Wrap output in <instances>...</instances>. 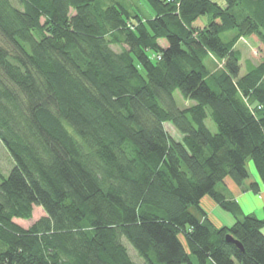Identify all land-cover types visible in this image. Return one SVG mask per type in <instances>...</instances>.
I'll return each instance as SVG.
<instances>
[{"label":"trees","instance_id":"1","mask_svg":"<svg viewBox=\"0 0 264 264\" xmlns=\"http://www.w3.org/2000/svg\"><path fill=\"white\" fill-rule=\"evenodd\" d=\"M146 1L0 0V262L264 264V216L229 188L261 191L249 160L264 184V0L241 19L242 0ZM247 37L261 62L242 74Z\"/></svg>","mask_w":264,"mask_h":264},{"label":"rangeland","instance_id":"2","mask_svg":"<svg viewBox=\"0 0 264 264\" xmlns=\"http://www.w3.org/2000/svg\"><path fill=\"white\" fill-rule=\"evenodd\" d=\"M119 1H122L131 8H137L141 10V12L145 14V16H149L150 14L151 10L146 0H119ZM213 1H216L221 5H226L225 0H213ZM257 7H258L257 0H242L240 5L237 8H235L234 12L238 15L240 19L246 15H252L253 17H256ZM262 30L264 31V26L262 27ZM258 44L259 42L254 37L241 38L239 42L236 44V49L240 50L242 53V61H241L242 74H245L249 70L250 66L257 65L261 62L256 49ZM113 47L117 51H121L120 46L113 45ZM207 64L209 66V69L211 70H215L217 66L223 67V62L219 61L214 57L209 58ZM175 98L178 100V104L182 108L187 107L192 103L190 100L184 99L180 91H176ZM165 125L171 135H173L177 139L181 138L180 132L175 128V126L172 123L167 122ZM207 125L210 127L212 131L214 132L217 131V126L210 117L207 118ZM14 166H15V160L13 156L8 151L4 143L0 140V182L3 175L6 177L9 176ZM248 166L252 174L254 173L256 177H258L253 161L249 160ZM241 192L243 191L241 190ZM246 210L249 211L248 209ZM214 212H215L214 215L217 218V220L222 221L227 226H231L229 224L230 223L233 224L235 222V218L233 214L226 211L221 206H218ZM256 212L257 214H259L258 215L259 217L263 216V212L261 209L257 210ZM44 215H46L44 209L41 206H35L34 215L32 219L29 220L15 219V222L23 226L24 228H29L35 221H37L39 218H41ZM263 232H264V227H263ZM126 243L131 250L133 258L137 260V262H142L141 259L137 257L136 251L131 246V244H129L128 242Z\"/></svg>","mask_w":264,"mask_h":264},{"label":"crops","instance_id":"3","mask_svg":"<svg viewBox=\"0 0 264 264\" xmlns=\"http://www.w3.org/2000/svg\"><path fill=\"white\" fill-rule=\"evenodd\" d=\"M251 182H258L260 184L261 191L259 193H254L252 190L241 192V189L238 186H236L232 181H229V188L231 189L232 193L234 194V196L236 197V199L240 203V205H241V207L245 213H253L254 212L257 214L256 211L261 209L263 212V216H264V184L261 182L259 176L256 177V175L254 173L252 174L250 181H248V185ZM219 188L223 192L228 193V190L225 187H219ZM202 205L208 210V213H209L211 220L216 225H225L222 221L217 220V218L214 215L215 209L219 206L216 202L206 198L203 200ZM246 209H248L249 211H247ZM257 215H259V214H257ZM235 222H236V218H235ZM233 224L230 223L229 225H233Z\"/></svg>","mask_w":264,"mask_h":264},{"label":"water","instance_id":"4","mask_svg":"<svg viewBox=\"0 0 264 264\" xmlns=\"http://www.w3.org/2000/svg\"><path fill=\"white\" fill-rule=\"evenodd\" d=\"M227 239H228L229 241H232V242L236 243L241 249H244V248H243V245H242L239 241H237L236 239H234V237H233L232 235H228V236H227ZM0 264H6V263H2V262H0Z\"/></svg>","mask_w":264,"mask_h":264}]
</instances>
